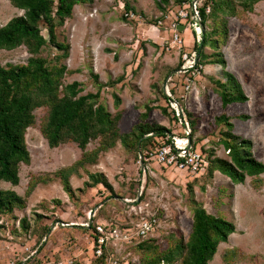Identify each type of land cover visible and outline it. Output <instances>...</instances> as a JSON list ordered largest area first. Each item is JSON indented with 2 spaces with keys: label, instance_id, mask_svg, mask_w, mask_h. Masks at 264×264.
<instances>
[{
  "label": "rangeland",
  "instance_id": "obj_1",
  "mask_svg": "<svg viewBox=\"0 0 264 264\" xmlns=\"http://www.w3.org/2000/svg\"><path fill=\"white\" fill-rule=\"evenodd\" d=\"M180 1L87 0L74 5L72 16L57 31L58 39L64 37L69 45L68 57L62 63L74 71L63 76L62 85L78 82L81 95L99 89L97 102L111 116L120 113L117 130L121 135L139 122L140 114L147 113L146 123L169 129L180 146H185L187 139L192 151L199 154L202 168L205 157L229 160L219 142L226 127L215 123L216 117L225 115L232 123V133L249 141L248 153L264 163V48L248 25L255 24L264 32V1L256 3L252 13H246L244 22L228 18L226 41L217 50L204 46L205 58H199L193 49L194 42L202 38V30L198 33L190 20L195 15L189 12L196 0H191V5L188 0ZM125 2L132 8L127 22L120 19ZM22 12L8 0H0V26ZM180 12L186 17H180ZM205 25L209 33L212 21L206 20ZM41 33L47 38L45 29ZM57 53L45 48L39 56L50 61ZM219 54L225 59L224 69L213 62ZM194 55L195 60L199 59L200 72H184ZM30 56L23 45L0 49V64H24ZM224 72L238 81L245 103L221 105L218 92L226 81ZM92 74L97 75L101 87H97ZM112 94L120 99L118 107ZM168 98L178 99L186 115L173 119ZM176 109L180 115L179 105ZM46 111L36 108L35 124L26 129L30 163L19 165L18 184L0 180V189L13 190L26 200L25 208L0 215V264H36V260L40 264L53 260L94 264L91 233L80 227L92 217L95 222L116 226L125 236H113L107 242L105 264H139L138 224L149 222L152 216L158 218L143 240H156L164 249L170 235L181 233L186 241L195 205L223 216L236 228L228 241L218 245L208 264H225L221 259L225 251L228 264H264V173L259 175L261 182L255 188L254 177L246 176L242 184H235L217 171L200 175L204 169L191 173L184 168L165 167L154 155L143 158V167L139 156L128 152L116 139L71 174V200L54 173L79 159L82 151L70 141L48 147L39 131ZM98 142L99 138L91 140L84 151L94 150ZM155 152L154 148L149 153ZM91 174L104 177L110 188L91 185ZM37 176H45L47 181L25 197L29 179ZM21 218L26 219L27 231L19 225ZM44 225L50 230L37 243L35 232Z\"/></svg>",
  "mask_w": 264,
  "mask_h": 264
},
{
  "label": "trees",
  "instance_id": "obj_2",
  "mask_svg": "<svg viewBox=\"0 0 264 264\" xmlns=\"http://www.w3.org/2000/svg\"><path fill=\"white\" fill-rule=\"evenodd\" d=\"M8 1L23 13L11 18L4 26H0V49L11 50L23 45L31 56L24 64H6L5 66L0 64V180L16 186L19 182V165H29L30 155L25 142V132L28 127L34 126L33 111L40 107L47 110L39 123V131L48 147L56 148L70 141L76 143L82 151L79 159L54 173L59 177L62 189L71 200H74V192L69 183L71 174H75L78 167L82 168V165L91 161L97 153L113 145L116 139H120L128 152L135 153L136 157L139 156L142 166H145L143 158L149 156L144 155V152L148 153L154 148L157 150L163 145L172 144L170 130L161 125L146 123L147 113L145 112L140 114L139 122L127 134H119L117 122L120 113L111 116L104 105L97 102L99 89L95 93L88 92L81 95L82 90L78 82L73 81L62 85L63 76L72 74L74 71L67 69L62 63L68 57L69 45L64 37L61 40L58 39L57 31L64 26L65 20L72 16L73 6L85 3L87 0ZM162 1L167 2V0ZM182 1L187 0L180 2ZM188 1L191 5V0ZM259 1L263 0H203L200 4L196 0L194 4L199 19V31L202 30V38L201 42H194L193 49L198 53L199 58H205L202 52L204 46L209 45L217 50L220 44H224L228 34V18L232 17L244 22L246 13H252L254 5ZM157 5L162 9L159 3ZM207 7H209L208 12H206ZM131 9L125 2L120 19L127 22ZM189 13L191 15L193 12L190 10ZM208 19L212 21L209 33L204 27ZM190 20L192 23L191 18ZM248 25L264 47V32L255 24L249 22ZM42 28L47 32V38L41 33ZM45 48L55 49L59 53L54 54L52 60L49 61L39 56L40 51ZM213 62L225 68V59L222 54H219V58ZM198 63L199 59L198 61L196 59V66ZM198 70L200 72V68ZM184 72L189 73L191 70L185 68ZM224 75L226 81L221 84L223 89H220L218 83L221 105L245 103L246 97L238 81L228 72H224ZM92 78L95 83H98L96 74H92ZM119 80L120 78L116 81L120 82ZM112 84L114 82L106 83V85ZM97 87H101L99 83ZM112 97L115 107H118L119 97L116 94H112ZM168 100L170 103L176 102L181 108L180 115L176 114L174 108H171L173 119L186 115L178 99L168 98ZM162 111L166 113L165 109ZM187 115L189 116L188 113ZM215 123L226 127L219 142L225 149L229 160L205 157L204 170L200 175H208L217 171L233 180L235 184H242L246 176L254 177L253 186L256 188L261 182L259 175L264 173V163L255 160L248 153L250 147L248 140L232 133V123L229 122L227 116L216 117ZM193 124L194 122H192V127ZM97 138H99L98 146L92 151H84L87 144ZM44 177L37 176L29 179L25 197H28L39 183L47 181ZM89 178L91 185L102 184L105 188H110L107 180L99 174H91ZM25 204V198L20 197L13 190L0 189V215L10 213L14 209H23ZM157 220L158 218L154 216L149 219L152 225ZM84 222L86 225L80 227L90 231L92 251L95 255V250L98 248V237L103 236L96 228L98 224L104 223L95 222L93 217L91 221L87 219ZM19 225L27 231L25 218L19 220ZM107 225L110 228L116 227L112 224ZM49 230V226L44 225L35 232L37 243L44 240ZM234 232V225L223 216H215L208 213L201 205H195L192 209L191 228L185 242H183L181 233L170 235L166 239V247L162 249L156 240H143L146 237L136 235L140 237L137 239L136 246L141 252L139 264H174L175 262L208 264L216 253L218 244L225 243ZM107 250V247L101 246L102 252L99 256L95 255L94 264H105ZM226 252L221 255V259L228 264ZM53 262L58 263L60 260H53ZM36 264L40 262L36 260Z\"/></svg>",
  "mask_w": 264,
  "mask_h": 264
},
{
  "label": "built area",
  "instance_id": "obj_3",
  "mask_svg": "<svg viewBox=\"0 0 264 264\" xmlns=\"http://www.w3.org/2000/svg\"><path fill=\"white\" fill-rule=\"evenodd\" d=\"M193 9L191 8V11H195L194 16L191 17L192 23L194 26H196V30L199 33V19H198V14L197 11L194 9L195 4L194 2L192 3ZM179 16L186 17V14H183L182 12L179 13ZM197 33V34H198ZM187 57L186 54H184V58ZM187 69H190L191 71H198V67L196 66V60H195V55L193 56L192 61L190 60V65L188 67H185ZM185 68L183 70L185 71ZM173 102V103H172ZM170 104L172 108L176 110V114L179 115L177 111V104L176 102L172 101ZM189 133V132H188ZM173 138V136H172ZM186 139V138H184ZM188 140L186 139V145L185 146H180L177 144V141L172 139V144L171 145H163L160 148L156 150L155 153H146L148 155H154L158 162L165 166V167H175L176 169H182L184 168L185 170H188L191 173H198V171L204 169L202 168V163L201 159L199 158V154H196L195 152L192 151L191 146L187 144ZM145 155V154H144ZM143 155V156H144ZM149 157V156H148ZM144 157V158H148ZM145 167V166H143ZM143 169V168H142ZM155 222V221H154ZM86 225V224H85ZM151 225L152 223L149 221H143L138 224V228L136 229V234L138 236H145L147 233H150L151 231ZM96 230L102 234L103 236L98 237L97 240V245L98 248L95 250V255L99 256L101 254V246L106 247L107 242L114 236V237H125L121 235V231L117 228H110L107 224H98ZM117 231V232H116ZM117 233V234H116ZM120 234V235H118ZM47 264H62L61 262L55 263V262H49ZM67 264H72L71 262H68Z\"/></svg>",
  "mask_w": 264,
  "mask_h": 264
},
{
  "label": "crops",
  "instance_id": "obj_4",
  "mask_svg": "<svg viewBox=\"0 0 264 264\" xmlns=\"http://www.w3.org/2000/svg\"><path fill=\"white\" fill-rule=\"evenodd\" d=\"M263 1H264V0H263ZM259 2H261V1H259ZM259 2H258V3H259ZM10 5H11V4H10ZM256 5H257V4H255L254 6L256 7ZM11 6H12V5H11ZM255 7H254V10H255ZM14 8H15V7H14ZM16 9H17V8H16ZM17 10H19V9H17ZM19 11H22V10H19ZM22 13H23V12H22ZM255 37H256V39H257V36H256V35H255ZM257 41L259 42L258 39H257ZM259 44H260V43H259ZM262 48H264V47H262ZM235 229H236V228H235ZM232 234H234V233H232ZM232 234L228 237V239H230V238L232 237ZM227 241H228V240H227ZM219 244H220V243H219ZM219 244H218V245H219ZM214 255H215V254H214ZM209 262H210V261H209ZM209 262H208V263H209Z\"/></svg>",
  "mask_w": 264,
  "mask_h": 264
}]
</instances>
